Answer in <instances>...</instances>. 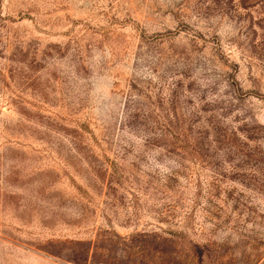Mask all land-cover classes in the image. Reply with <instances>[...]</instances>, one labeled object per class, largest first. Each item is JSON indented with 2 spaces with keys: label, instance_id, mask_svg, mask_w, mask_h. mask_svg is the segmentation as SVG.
Returning <instances> with one entry per match:
<instances>
[{
  "label": "rangeland",
  "instance_id": "obj_1",
  "mask_svg": "<svg viewBox=\"0 0 264 264\" xmlns=\"http://www.w3.org/2000/svg\"><path fill=\"white\" fill-rule=\"evenodd\" d=\"M0 264H264V0H0Z\"/></svg>",
  "mask_w": 264,
  "mask_h": 264
}]
</instances>
